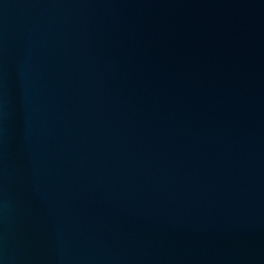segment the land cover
<instances>
[{
	"label": "water",
	"instance_id": "1",
	"mask_svg": "<svg viewBox=\"0 0 264 264\" xmlns=\"http://www.w3.org/2000/svg\"><path fill=\"white\" fill-rule=\"evenodd\" d=\"M0 264H264V0H0Z\"/></svg>",
	"mask_w": 264,
	"mask_h": 264
}]
</instances>
